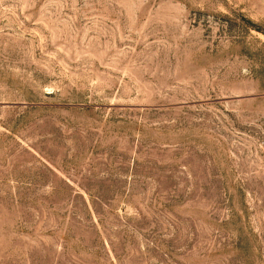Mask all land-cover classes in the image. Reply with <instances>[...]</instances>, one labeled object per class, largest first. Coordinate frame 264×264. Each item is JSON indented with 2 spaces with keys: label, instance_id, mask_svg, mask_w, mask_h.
<instances>
[{
  "label": "rangeland",
  "instance_id": "374dc122",
  "mask_svg": "<svg viewBox=\"0 0 264 264\" xmlns=\"http://www.w3.org/2000/svg\"><path fill=\"white\" fill-rule=\"evenodd\" d=\"M0 264H264V0H0Z\"/></svg>",
  "mask_w": 264,
  "mask_h": 264
}]
</instances>
